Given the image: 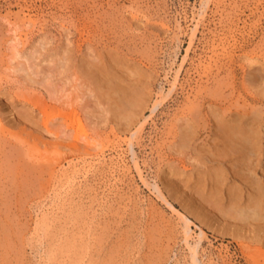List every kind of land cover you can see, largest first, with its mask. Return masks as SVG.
<instances>
[{
	"label": "bare ground",
	"instance_id": "bare-ground-1",
	"mask_svg": "<svg viewBox=\"0 0 264 264\" xmlns=\"http://www.w3.org/2000/svg\"><path fill=\"white\" fill-rule=\"evenodd\" d=\"M123 30L126 29L124 28ZM129 47L128 49L130 50ZM110 48L111 47L108 48L109 50L103 49L104 51H101L100 49H89V53L87 52L88 55H86L89 56L90 59L87 57L83 59L81 58L82 56H79L80 59L77 57L78 59L75 58L76 60L73 58V55L76 52L74 53L72 50L74 53L73 54L70 52V49L67 51V53L65 52L67 54L63 59L65 60V66L63 64L62 69L56 68L55 70H51L47 74L46 79L48 78L47 81H49L53 76L52 72L55 71L56 77L60 79L64 73L70 72L69 75H73V79L75 81H82L81 83L88 90V97L92 99L91 102H93L92 105H94L89 106H91L94 110L96 109L95 112L93 110V114L90 116L96 115V113L99 115L98 112H100V119L96 115V117H98L97 121L99 123H106V125H109L113 140L116 141V148L120 146V138L122 139L121 143L126 142V152L130 157L131 166L122 169H126V172L129 170L134 171L137 174L140 183L145 189L148 190V192H150L156 199L164 203L166 206H168V208L178 214V221L170 224V227L167 230L166 239L168 240L169 237H171L170 235L173 233H175L174 235L178 234L180 239L178 238L179 241L175 242V245H177L178 242H181L185 246L184 248H186L185 250H187V254L185 256L183 255V257L180 255L182 258L176 259V262L174 263L217 264L218 261L221 260L222 264H228L226 259H233L235 255H237L235 254L237 253L236 251H238L241 254V259L246 264H264V51H258V53H255L254 56L248 57V67H250V71L248 73L251 75V78L249 79V85L251 88L244 87L243 78H241V82V79L238 81V86V84L235 82L236 73L235 69L232 67L233 65L228 66L225 69H221L223 67L222 65L221 68H217L215 66L217 70H221L220 73L225 75L224 81L222 82L221 80L222 84L218 83L219 81H216V93L213 94V91L210 93L209 87L207 88L204 86L205 88H202L201 85L199 88L196 86L199 89L193 93H190L192 94V97L187 95V99H185L184 103L182 102V106L172 114V118L169 122V129L164 133L162 132L161 134L163 135L162 137L165 136L164 139L166 142H164L165 140L163 141V138H161L160 141L165 143V145L163 144L165 152L159 153L158 150H156V154L159 155V161H157V163L154 162L155 164H153V158L148 157L152 154L150 148V151L148 152L149 154L147 157L145 156L147 159L145 161L143 160L141 164L137 160L139 156L135 147L138 142H135V140H138L143 136L141 132L144 128V123L146 124V122H148V118L159 114V110L163 108V105L166 103L164 102L166 98L170 96L172 91L177 89L176 87L179 84L178 81H176L177 75L174 76V79L170 83L167 91L163 92L161 90V95L158 97V99H156V101L153 102L152 91L154 86H156L155 82L157 78L154 77V72L152 73L148 68L144 69V66H142L144 65L142 61L140 63L136 62V59H133L131 53L130 56L127 54L129 58L124 57L122 59L120 55H117L119 53L117 50H120L118 49L119 47L116 49V52H118L117 54L114 53L113 49ZM228 54L227 56H229ZM79 55H81V53ZM39 56H41V54ZM239 58L243 59L245 57L240 56ZM215 59L218 60V58ZM224 62L226 63L227 61ZM204 68H206L205 65ZM209 68L212 67L209 66ZM207 70L209 71L208 67ZM210 72H215L216 76V71H209V73ZM202 73L204 72H201V74ZM207 75H205L206 78L208 77ZM209 76H211V74H209ZM65 77L67 81L68 76ZM71 79L72 78L69 80L70 82ZM211 79L213 81L217 80L213 78ZM195 80L198 81V79ZM63 81L65 80L63 79ZM64 84L65 83L62 82V85ZM226 85H232V90L230 91V89H228V91H230L228 92L230 96L228 95V97H226L227 94L222 93L225 97L221 98L220 93L222 90H224L223 87ZM53 86H55L54 83ZM160 89H162V87ZM184 89L186 90V88ZM63 90H65V88L63 89L60 84L56 86V88L54 87V92H57V94L61 93ZM241 91H243L242 94ZM180 94L182 96V93ZM0 96H3V94L0 93ZM184 97H186V94ZM151 101L153 103H151ZM1 102L2 101L0 98V153H2V149H5L4 144L8 142V145L13 146L14 148L13 152H11V154L14 156H12L14 159L12 158L11 160L14 161L12 163V161L6 160V163L4 164L6 157L5 159L2 158L0 161V176L4 175V177H1L5 179V177L10 178V173L13 175L11 176L12 180H10L12 182L11 184H15V186H12L9 184V182V185L7 184L10 186V188L13 187L11 193L16 198H14L13 195L12 197L17 199V203H19L18 198H21L22 193L25 194V192H21V186L23 188L24 186L26 187L24 190L27 189L28 184L26 185L24 180L28 178V176H34L33 181L36 182L42 177L41 176L39 178L40 175L43 174L44 176L45 173H42L43 171L48 174L46 176L49 177L50 180H55L57 178V182L55 181V183L58 185L52 190V196H48L51 198L54 204L52 202L51 203L56 205V207L59 209L58 211H60L61 214L59 216H55L54 214H52L54 216H49L52 213L51 212L48 215L49 217L44 216L38 222V228L35 227L37 232L49 237L47 247L48 249L46 250V259H52L53 264H160V253H169L167 250H165L168 249V245L164 246V242H162L161 239L164 234L163 232L165 225V221L160 219L161 217L156 218L158 222L156 227H153L152 229L149 227V225L153 223L152 220L154 217L153 214H150L148 211L149 213L144 220L145 222H143L147 225V228L145 229L146 232L140 234V236L142 235L141 238L143 239L140 238V240L139 238H136L140 240L139 244H137L138 248H136V253L138 254L139 252L138 255L141 257L138 256L139 258L137 257V260H135L132 258L135 252V245L132 242L134 241L132 240L133 233H131L132 236L130 237L126 235L127 233H122L120 229V232L122 233L121 235L119 232L113 233V238L110 235L112 230H119L120 226L116 224L115 220L118 217L123 216V214L120 215L122 213L121 210L124 211L125 209H123L121 206L122 200L121 203H119V198L117 200H113V198L110 200L107 196H105L103 199L101 196L98 197L99 193H95L93 196L95 188L93 185L91 187V184L89 188L84 187L85 189H82L78 187V190H75V188H71V184L74 183L73 180L76 178V169L70 170L71 174L67 173L69 170H66L65 168V171L61 170L60 165H63L65 161H72L73 159H75L73 161H76V158H83V161L81 160L83 163L84 158L87 159L85 156H91L95 154H92L91 150L94 151L96 149V144H91V146L88 142H85L88 135L85 134L83 127L84 125L82 126V122L80 123V116L78 117L73 109L70 112L58 111V114L56 112H50L52 110L47 111L45 108L36 107V104L34 105L27 98L18 103L13 101L10 102L11 104L8 103L7 113L9 116H11V119L4 121V117L2 116L4 109L1 106L3 105ZM178 102L179 101H177L176 104H178ZM19 105L20 109L21 107L23 108L21 111L18 110L19 107L17 109L15 107ZM146 110H148L149 115H146L145 117L144 113ZM59 120H64L65 123L63 129L61 130L59 127ZM54 123L58 124L56 131L51 129L54 127ZM22 124H24L23 126L28 125L32 131L38 132L40 136H37L39 134L29 132V129L26 132V128L20 126ZM5 135L10 136L14 141L17 142L12 141L11 139L7 141ZM43 135L47 137L49 136L50 140H52L51 143H48V138ZM101 144L99 143L98 145L99 149L102 146ZM166 149L168 153H166ZM121 153L123 154L125 152L121 151ZM165 155H173L174 158L171 156V159H168V156L166 157ZM122 157L124 158L125 156ZM29 159L33 160V163L34 161H37V165H34L35 163H30ZM103 161L102 163L99 162L100 165L103 164ZM10 163H12V166ZM29 163L31 165H29ZM70 165H68V167ZM97 166L99 167V165ZM56 167L59 168V170H56ZM153 167L155 168V171H152L155 173V177H153L155 180L151 182L150 180L152 179L149 180L148 175H150L149 171L152 170ZM109 168H113L112 163L110 164ZM27 169L28 171H26ZM82 169L84 170L85 168L82 167ZM144 169L148 170V175H144V172L146 171L145 170L143 172ZM102 170L105 171V168L103 169L102 167L101 169H95V171L98 172H102ZM6 172L7 174H5ZM102 173H100L99 176L102 177ZM19 175L21 177L18 179ZM43 178L41 179L44 181L45 178ZM96 178L97 177H95L94 180H96ZM28 179L30 181V178ZM41 179L40 181H42ZM157 181L159 182L160 186ZM44 182H41L40 185L37 183L39 185V191L36 188L38 193L35 195V198H41L43 191L48 190L46 189ZM68 182L70 185L68 186L69 189L67 190L66 198L64 197L66 200H64L58 187L61 185L63 187V183L67 184ZM98 185H100V183ZM72 187H74V184ZM111 187H113V185L110 186V188ZM8 192L10 191L8 190ZM135 192L136 190L134 193ZM5 193L6 192H4V195ZM4 195L0 194V198L1 196L3 198ZM31 196L29 199L34 197ZM75 196H77L79 203L77 202ZM2 198L0 199V204L5 205V207L3 206L4 209L6 210L7 208H11L9 206L11 202L7 204L8 198H6V201ZM24 198L25 197L23 196V200ZM84 199L87 200V202L85 201L86 203L82 201ZM129 200L131 202L129 206L131 210L133 199L130 198ZM99 205H101V207L96 209L95 206ZM119 205L122 207L121 210ZM175 205H177L181 211L176 210ZM15 208L17 207L15 206ZM55 211H57L56 208ZM12 214L14 216V213ZM129 214L131 215L132 213L129 212ZM102 216H104V220L102 219ZM132 216L134 217V215ZM7 218L9 217L6 216L5 219L7 220ZM120 220L121 219L119 218L118 221L120 222ZM131 220H129V222ZM112 223L116 225H112ZM3 224L5 223L0 221V249L7 253L9 252L11 245L10 243L8 244V238H11L9 237L11 235L9 234L11 230L7 227V224V226H4ZM67 225H69V228L66 227ZM191 226H195L199 231L198 233L196 232L195 236L191 235ZM128 228H131V226ZM126 230L128 229L126 228ZM207 232H210L211 235L215 236L216 238L219 237L220 239L224 240L225 238H228L236 245L237 249H235L234 253H231L229 247L226 246V259L225 257H218L219 252L217 255H215L211 250L212 248H210L211 246L209 247L208 245L209 248L203 246L204 241L208 239ZM107 238H110L109 243H107ZM2 250L1 252H3ZM15 250L16 249L14 248V251ZM163 250H165V252ZM0 258V264H4L6 261V256L1 255ZM202 258H204V260ZM48 260L47 262L49 263Z\"/></svg>",
	"mask_w": 264,
	"mask_h": 264
},
{
	"label": "rangeland",
	"instance_id": "rangeland-1",
	"mask_svg": "<svg viewBox=\"0 0 264 264\" xmlns=\"http://www.w3.org/2000/svg\"><path fill=\"white\" fill-rule=\"evenodd\" d=\"M124 28L126 30H123ZM140 39L142 40V42ZM144 43L147 45H145ZM109 47H111L110 49H113V52L116 54L118 53L116 52V49L117 48L120 49L117 50L119 51L117 55H120L122 59L124 57L129 58L131 53L133 59L134 60L136 59L135 60L136 62L140 63L142 61V63L144 64L142 65L144 66L143 67L144 69L148 68L151 70L152 73L154 72L153 75L154 74L156 75V76L154 75V77H157L156 78L157 83L155 82L156 86H154L152 91L153 102L156 101V99H158V97L161 95L160 92L161 90L163 92L167 91V89L170 86V83L174 79V76L177 75L176 81H178L179 83L176 87L177 89H175V91H172L170 96L166 98V100L164 101L166 103L165 105H163V108L159 110V114L148 118L149 120L148 122H146V124L144 123V128L141 132L143 136L138 140H135V142H138V144L135 147L139 156V158H137L138 162L142 164L143 160L145 161L147 159L146 157L149 154L148 152L151 150L152 156L150 155L148 157H152L154 160L153 164H155L157 163V161H159L158 158L159 155L156 154L157 153L156 150H158L159 153L165 152L164 142H166V140L164 139L165 136L162 137L163 135L161 134L162 132L164 133L169 129L170 126L169 122L172 118V114L182 106V104L185 102V99H187V95L189 97H192V94L190 93L191 92L193 93L194 91L198 90L201 85L202 88L204 86L207 88L209 87L210 93L211 91H213L212 93L214 94L216 93L215 90H217L216 81H219L218 83L221 84L224 81L225 75L223 73H220L221 70L219 71L217 70V68H221L222 66L223 67L225 66L224 68L223 67L221 68V69H225L228 66L233 65L232 67L235 69V73L237 75V76L235 75V82L238 84V81L241 78H243L244 87L251 88L249 85V79L251 78V75L250 73H248L250 71L249 70L250 67H248L249 64L248 57L254 56L255 53H258V51L261 52L264 51L263 50L264 49V0H0V93L3 94V96H0V98L2 101L1 104H3L1 106L4 109L2 113V116L4 117V121L11 119V116H9L7 113L8 103L11 104L10 102L12 101L18 103L27 98L31 103H33L34 105L36 104V107L45 108L47 111L52 110L50 112H56L57 114L58 111L70 112L73 109L74 112L77 114V116L78 117L80 116L79 117L80 123L82 122L81 124L82 126L84 125L83 127L85 130V134L88 135L85 142H88L90 145L96 144L95 146L96 149L97 148L99 149L98 147L99 143L100 144L102 143L101 144L102 146L100 147L99 150L97 149V151L96 149L94 151L91 150L92 154L94 153L95 154L91 156H85L87 157V159L84 158L83 163H82L83 158L80 159L76 158L77 162L73 161L75 160L73 159L72 161L71 160L67 162L65 161L63 165H60L62 171L63 170L65 171V169L69 170L67 171V173L71 174L70 170L72 169H76L75 171H77L75 175L76 178L75 180H73L74 187H72L73 184H71L72 185L71 188H75V190H78V187L85 189L84 187L89 188L91 184V187L93 185V187L95 188L93 196L95 193L96 194L99 193L98 197L101 196V198L103 199L105 196H107L109 197L110 200H112V198L113 200H117L119 198L118 199L120 200L119 203H121L122 200L121 206L123 207V209L125 208L124 211L121 210L122 207L120 205L119 206L122 212L120 215L123 214L124 218L122 216V217H118L115 220L116 224L119 225L120 227L118 231L112 230V233L110 235L112 237L113 233H118V232L120 235L123 232H125V234L127 233L126 235L130 237L133 235L132 240L134 241L132 242L135 245L134 246L135 252L133 251L134 255L132 256V258L135 260H137V257L140 256L138 255L139 252L138 254L136 253L137 252L136 248H138L137 244H139V241L143 239L141 238L142 235L140 236V234L146 232L145 229L147 228V225L146 223L143 222H145L144 220L146 219L147 214L149 212L150 214H153L154 218L152 222L154 224L151 223L149 225V227L152 229L153 227H156V224L158 222L156 218L161 217L160 219L165 221V225L167 224L166 226L164 225V232H163L164 234L163 237H161V239L162 242H164V246L168 245L167 247L168 249L165 250H167L169 253L167 251L166 252L168 254L165 253L163 254V252L160 253L161 256L160 264L161 263L173 264L174 262H176V259H180L183 257V255L185 256L187 254L186 253L187 250H185L186 248H184L185 246L181 242H178L180 244L177 243V245H175V242L179 241L178 234L174 235L175 233L172 232L173 234L170 235L172 238L169 237L168 240L166 239L167 230L169 229L170 224L178 221V214L172 211L170 208H168V206H166L164 203L156 199L154 195H152L150 192H148V190L142 186V184L138 179L137 174L134 171L129 170L128 173L126 172V169L125 170L122 169L131 166L130 157L126 152V142L121 143L122 139L120 138L119 141L121 148L120 146L116 148L115 146L116 141L113 140L112 133H110L111 130L109 125L107 124L108 125L107 126L106 123H99L97 121L98 117L100 119L101 116L100 112H98L99 115H97L96 113L98 117H96V115L90 116L91 114H93V110H94L92 109L91 106L94 105H92L93 104V102H91L92 99L88 97L89 92L86 89V87L81 83L82 81L79 80L75 81L73 79L74 78L73 75L72 76L69 75L70 72L68 73L66 72L62 75V78L65 80L63 81L62 78L60 79L56 77L55 71L52 72L53 76L50 78L49 81H47L48 78L46 79L47 74L51 70L53 69L55 70L56 68L62 69L63 64L65 66V60L63 59L66 57L67 55L66 53L68 50L71 49L70 50L71 53L73 52L78 53V54L73 53L74 55L72 54L74 56L73 57L74 60H76L78 59L77 57L79 56L80 57L82 56L81 58L83 59L86 57L89 58V56H87L88 55L87 52L89 53V49H96V50L100 49L102 51L103 49L109 50L108 49ZM128 47L130 48L131 51L128 49ZM79 52L81 53V55H79L80 54ZM40 54L41 56H39ZM227 54L230 57L227 56ZM240 56L245 58L241 59L239 58ZM215 58H218V60ZM224 61L227 62L225 63ZM221 62L224 63L222 64ZM211 64L214 65L212 66ZM204 65L206 68H204ZM209 66H211L212 68H209ZM207 67L209 71H216L217 72L216 76H215V72L209 73ZM155 70L157 71V74ZM200 71L204 73L201 74ZM209 74H211V76H209ZM202 75L203 76L207 75L208 79L206 78V76L203 77ZM218 75L219 77L221 78L223 77V78L222 79L219 78ZM63 76L64 77L68 76L67 77L68 82L66 81V77L64 78ZM69 77L72 78L71 82L69 81L70 80ZM211 78L217 80H214L215 81L214 82ZM195 79H198V81ZM241 81L242 79L240 80V82ZM62 82L65 84L62 85ZM53 83L55 86H53ZM59 84L63 87V89L65 88V90L57 94V92L56 93L54 92V87L56 88V86H58ZM196 86L199 88H197ZM161 87L162 89H160ZM225 87H223L224 90H222V92L220 93L221 95L219 94L221 98L225 97L223 94H227L226 97H228L229 95L228 92L232 90V85L231 86L226 85ZM184 88H186V90ZM190 88H192L193 90ZM228 89H230V91H228ZM242 92L243 91H241V94ZM180 93H182V96ZM185 94L186 97H184ZM177 101H179L178 104H176ZM153 102L151 101V103ZM15 107L16 109L19 107L18 110L20 111L23 109L22 107L20 109V105ZM146 115L147 116L149 115L148 110H146L144 113L145 117ZM59 121H60L59 127L61 130L63 129L65 123L64 120H59ZM23 125L24 124L20 126ZM23 127L26 128V132L29 129V132H33L34 134H39L38 132L32 131V129L29 128L28 125ZM56 128H58V124L54 123V127H52L51 129L53 131H56L57 130ZM37 136H40V134ZM5 137L7 141H9L10 139L14 141L8 135L7 136L5 135ZM47 138L46 139L48 143L49 142L51 143L52 140H50V137L48 136ZM161 138H163L162 140L165 141L161 142L160 141ZM8 144H9L8 142L4 144L5 149H2V153H0L1 154L0 161L2 160V158L5 159L6 157L4 164L6 163V160L12 161V163L14 161L11 160L14 157L11 154L14 148L11 145L9 146ZM121 151L125 152L126 154L125 153L122 154ZM166 153H168L167 149H166ZM122 156L125 157L123 158ZM165 156L166 157L168 156L167 157L168 159H171V156L172 158H174L173 155H165ZM29 161L30 163H33V160L29 159ZM102 161L103 164L100 165L99 162L102 163ZM12 163H10V165ZM30 163L29 165H31ZM34 163H33L34 165H37L36 163L38 162L34 161ZM111 163L114 169L109 168ZM68 165L70 166L68 167ZM97 165H99V167ZM96 166L97 168L100 169L102 167L103 169L105 168L106 172L104 170H102V172L104 173L99 171L100 173H102V177L99 176L100 173L98 171H95V169H97ZM82 167L85 169L83 170ZM56 170H59V168L56 167ZM145 170L146 169H144L143 172ZM26 171H28V169ZM152 171H155L154 167L152 168V170L149 171L150 175L147 174L148 170L144 172V175L149 176V178L147 176L149 180L152 179L150 180L151 182L155 180L153 178L155 177L154 175L155 173ZM42 173H45L44 176L42 174L39 176V178L41 176H42L41 178L44 177L45 178L44 181L45 182L47 181L46 183L41 178L40 179L42 181H40V179L37 180L36 182L33 181L34 176L33 177L28 176V178H30V181L28 178L24 180V182H26L25 184L26 185L28 184V187L27 189L24 190V188L26 187L24 186L23 188L21 186V190H22L21 192H25L26 195L22 193L21 198H18L19 203H17V199H14L16 197H14V195L11 193V190L13 189L12 186L13 185L15 186V184L13 185L11 184L12 183L11 176L13 175H11L10 173V178L5 177V179L3 178L4 175H1L3 177L0 176V183H1L0 186L2 185L0 187V194L4 195V192H6L3 198L2 196L1 198L5 199V201L6 198H8L7 204L11 202L9 204V206L11 207L9 209L11 210H9L8 208L5 210L4 209L5 205L0 204V207L2 206L0 208V216H1L0 221L5 223L3 224L4 226L7 224L8 226L7 225L6 226L11 230L9 233L11 234L9 237L11 238H8L9 239L8 244L9 243L11 244L9 248V252H7L8 254L5 253L2 249H0V257L1 255L6 256V261L4 264H10V263L11 264H49V263L53 264L52 259L50 260L46 259L47 258L46 250L48 249L47 247H48L49 237L45 236L44 234H41L40 232H37L36 228H38V222L44 216L46 217L54 216V215L59 216L61 214V212L58 211L59 209L56 207V205H53L54 203L52 202L51 198L48 196V195L52 196L53 193L52 190L55 189L58 184L55 183L57 178L55 180L54 179L50 180V178L46 176L48 175L46 172L42 171ZM5 174H7V172ZM20 177L21 176L19 175L18 179ZM95 177H97L96 180H94ZM8 182L9 184L12 185L11 186L12 188L8 186L9 185ZM41 182L42 183L44 182V185H46L45 187L48 190L43 191V195L41 198H35V195H37L39 191V185L41 184ZM50 183H52L53 185ZM99 183L100 185H98ZM157 183L159 184L158 181ZM69 185L70 183L68 182L67 184L63 183V187L62 185L58 187L61 192V196L63 198L64 197L66 198ZM112 185L113 187L110 188V186ZM36 188L38 189V191H36L37 190ZM8 190L10 192H8ZM135 190L136 192L134 193ZM12 195L14 198L12 197ZM23 196L26 199L24 198L23 200ZM30 196L31 197L34 196L33 198H31L32 200L29 199ZM65 198L64 200H66ZM75 198L76 200L78 199L77 196H75ZM130 198L133 199L131 210L129 207L131 203L129 200ZM85 199L82 201L87 202V200ZM15 206L17 208H15ZM95 207L96 209H99L101 205ZM55 208L57 211H55ZM175 208L176 210L181 211L177 205H175ZM129 212L132 214L130 215ZM12 213H14V216ZM132 215H134V217ZM6 216L9 217L7 218V220L5 219ZM15 216L17 217L19 216V217L17 218ZM103 218L104 216H102V219ZM119 218L121 219L120 222L118 221ZM129 220L131 221L129 222ZM116 224L112 223V225H116ZM129 226H131V228H128ZM66 227L69 228V225H67ZM126 228L128 230H126ZM191 228H192L191 235L195 236L196 232L198 233L199 231L195 226H191ZM120 229L122 233L120 232ZM131 233L133 234L131 235ZM134 234L136 237L134 236ZM207 235H208V239L204 241L205 244L203 243V246L204 247H208V245L209 247L211 246L210 248H212L211 250L215 255H217L219 252L218 257L219 256L223 258L225 257L226 259V255H227L225 248L226 246L229 247L231 253H234L235 249H237L236 245L232 243L228 238H225V240L220 239L219 237L216 238L215 236L211 235L210 232H207ZM136 238L139 239L141 238V239L139 240ZM109 240L110 238H107V243H109ZM14 248L16 249L15 251ZM1 250L3 252H1ZM165 250L163 251L165 252ZM236 252L237 253L235 254L237 255L234 254L235 257L233 259L231 260L226 259L228 264H246L241 259L242 258L240 257L241 254L238 251ZM202 259L204 260V258ZM47 260L49 261V263L47 262ZM218 263L222 264L221 260H219Z\"/></svg>",
	"mask_w": 264,
	"mask_h": 264
}]
</instances>
